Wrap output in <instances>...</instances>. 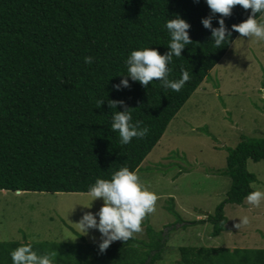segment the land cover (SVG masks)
<instances>
[{
	"label": "trees",
	"instance_id": "16d2710c",
	"mask_svg": "<svg viewBox=\"0 0 264 264\" xmlns=\"http://www.w3.org/2000/svg\"><path fill=\"white\" fill-rule=\"evenodd\" d=\"M250 11L233 6L223 17L229 41L216 48L201 19L211 16L212 27H218L220 14L205 0H0V190L88 192L97 178L110 179L122 166L137 170L237 36L231 26ZM176 15L190 24L192 43L173 56L168 78L187 71L189 80L174 91L160 81L142 86L124 77L129 86L116 90L132 50L168 51L165 21ZM85 56L93 62L84 63ZM109 100L124 105L114 109ZM124 107L133 123L148 128L128 144L111 128L112 113ZM248 159L264 160V135L243 134L227 149L225 168L218 172L230 178V187L215 211L200 220L212 224L211 236L225 228L224 204H241L255 190ZM166 209L183 222L172 205ZM141 225L146 239L115 240L103 252L77 232V242L0 241V264H12L10 251L24 243L38 254L56 250L55 264H157L166 236L150 226L147 214ZM177 254L176 264H264V248L184 245Z\"/></svg>",
	"mask_w": 264,
	"mask_h": 264
},
{
	"label": "rangeland",
	"instance_id": "374dc122",
	"mask_svg": "<svg viewBox=\"0 0 264 264\" xmlns=\"http://www.w3.org/2000/svg\"><path fill=\"white\" fill-rule=\"evenodd\" d=\"M257 19L264 21V15ZM263 82L264 40L238 33L135 170L141 183L157 195L154 211L147 213L150 226L166 236L157 264H176L177 248L184 245L264 248V200L258 206L246 199L225 203L227 222L217 236L210 235L209 221H200L215 211L230 187V178L218 172L225 168L227 149L243 134L264 135ZM246 165L256 176L252 188L264 192V160L248 159ZM91 199L88 192L0 190V241L77 242L81 232L74 223L103 203L101 198ZM169 205L182 223L166 209ZM243 216L249 223L237 226ZM141 229L133 236L146 239L144 225ZM83 236L92 244L101 239L96 229Z\"/></svg>",
	"mask_w": 264,
	"mask_h": 264
},
{
	"label": "clouds",
	"instance_id": "9594fccd",
	"mask_svg": "<svg viewBox=\"0 0 264 264\" xmlns=\"http://www.w3.org/2000/svg\"><path fill=\"white\" fill-rule=\"evenodd\" d=\"M205 3L213 14L219 13L217 17L218 27H212V17H204L201 24L204 28L211 30V41L216 48L228 43L231 31L225 27L223 17L229 16L233 6L240 5L243 9H250L248 18L238 24L231 26L242 37H254L264 40V21L256 18V14L264 15V0H205ZM165 28L170 35L168 51L160 54L157 49L143 47L134 49L125 60L127 74L122 75L118 84L113 85L116 90L128 87L129 77L132 81H138L142 86L150 82L160 81L165 88L179 91L189 80V73L182 71L178 79L168 78L170 69L168 64L173 56L180 57L182 49L192 43L188 29L190 24L179 15L168 18ZM84 63L91 64L92 56H85ZM102 100L100 101V104ZM124 105L123 101L109 100L108 105L116 109V105ZM130 108L124 107L122 111L112 113L111 128L118 131L121 144H128L132 138H142L147 132V126L141 127V122H132ZM20 193V192H19ZM88 194L93 201L101 198L102 206L95 212H84L77 223L81 235H86L89 229H96L100 233L98 248L103 252L111 242L115 240L127 241L134 233L140 232L141 222L147 213L154 211L157 195L141 183L137 173L122 166L114 171L110 179L97 178L94 184L89 186ZM245 199L250 205L258 206L264 200V192L256 189L250 191ZM91 204L89 202V206ZM249 218H239L240 225H247ZM58 253L47 251L38 254L31 243H24L10 251L12 264H55Z\"/></svg>",
	"mask_w": 264,
	"mask_h": 264
},
{
	"label": "water",
	"instance_id": "95a60500",
	"mask_svg": "<svg viewBox=\"0 0 264 264\" xmlns=\"http://www.w3.org/2000/svg\"><path fill=\"white\" fill-rule=\"evenodd\" d=\"M20 191L19 190H16V193H19Z\"/></svg>",
	"mask_w": 264,
	"mask_h": 264
}]
</instances>
